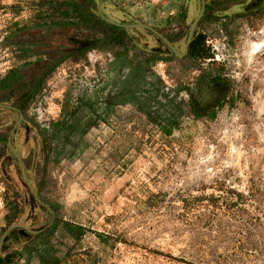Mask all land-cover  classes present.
I'll return each instance as SVG.
<instances>
[{"label": "rangeland", "instance_id": "374dc122", "mask_svg": "<svg viewBox=\"0 0 264 264\" xmlns=\"http://www.w3.org/2000/svg\"><path fill=\"white\" fill-rule=\"evenodd\" d=\"M50 1L0 0V79L20 67L19 87L62 59L22 120L18 92L5 101L0 90V134L12 133L0 158V256L264 264V49L249 45L264 32V0H206L225 10L199 27L194 58L198 0H94L92 12L139 49L167 56L147 63L130 48L80 54L86 32Z\"/></svg>", "mask_w": 264, "mask_h": 264}, {"label": "trees", "instance_id": "16d2710c", "mask_svg": "<svg viewBox=\"0 0 264 264\" xmlns=\"http://www.w3.org/2000/svg\"><path fill=\"white\" fill-rule=\"evenodd\" d=\"M48 10L51 12H57L62 15H67L73 18L75 24L80 25L81 28L86 32L81 37V41L76 42V51L83 54L88 50L102 51L105 49L121 48L127 49L130 48L133 51L135 57L142 56L145 58L143 61L151 62L155 60H160V57L151 52H144L142 49H139L132 40L128 37L126 31L120 26L114 23H108L103 21L96 14L92 12L95 10V5L92 0H86V3H77L75 1H50ZM74 25V23H67ZM69 25V26H70ZM201 40L199 38L194 42H191V46L188 49V57L194 58L197 57L199 52V43ZM146 56V57H145ZM59 59L52 65H47L40 73L32 77L30 83L19 84V87H14L15 83L22 79L20 75V67L12 69L7 72L0 79V90H7V95L4 97L5 101L11 99V95L18 92L17 97L13 100V105L21 110L25 111L29 102L32 100L34 95L40 90L41 82L44 76L52 70V68L61 61ZM27 63H23L21 67H25ZM21 88V91L19 89ZM14 253H8L2 258H0V264H11V259Z\"/></svg>", "mask_w": 264, "mask_h": 264}, {"label": "flooded vegetation", "instance_id": "af4514ba", "mask_svg": "<svg viewBox=\"0 0 264 264\" xmlns=\"http://www.w3.org/2000/svg\"><path fill=\"white\" fill-rule=\"evenodd\" d=\"M93 2H94V0H92ZM234 1H237V0H228V2L229 3H232V2H234ZM59 2V1H58ZM206 0H198V5H199V7H198V11H197V13H199V12H201V14H200V16H199V18H198V20H197V22H196V24H194V29L193 30H195V33H194V35H192L193 34V30H192V34H190V38L188 39V41H187V44H186V54H185V56H187L188 57V49H189V46H191V42H194L195 40H197L198 38H199V40H201L200 41V43H199V52H198V54H200L201 53V47H202V44H203V41H204V37H203V34L201 33V32H198V30H199V27L204 23V20H206L207 18H208V16H210V17H212V18H219L217 15H214L212 12H213V7L214 8H219V10L220 11H224L225 10V7H220L219 5L220 4H217V5H211V6H209V5H206ZM84 3H86V0L84 1ZM184 7H182L181 9H180V11H179V13L178 14H181L182 12H184ZM218 10V11H219ZM198 14H196V16H197ZM100 17V19H102L103 21H106V22H108V23H112V21H110V19L108 18V17H104V16H99ZM196 18V17H195ZM210 19V18H209ZM119 26V25H118ZM157 36L159 37V39L161 40V41H164L166 44H168V45H170V46H172L171 44H170V42H168L163 36H161L160 34H157ZM173 48V47H172ZM174 49V48H173ZM154 54H156V55H158L159 57H160V60H165L166 58H167V56H164V53L162 52V50L161 49H157L156 50V53H154ZM13 97V96H12ZM11 97V98H12ZM14 108V111L16 112V115L20 118V120H22V117H23V111H21V110H19V109H17L15 106H13ZM11 131L9 132V135H7V137L6 136H4V135H2V134H0V158L4 155V153H5V150H6V147L8 146L7 145V143H8V141L10 142V136H11ZM9 138V139H8ZM32 194H33V196L35 197V199H36V201L39 203V204H42L37 198H36V193L35 192H33L32 191ZM40 235V234H39ZM9 253H14V251H11V252H9ZM6 254H8V253H6ZM5 254V255H6ZM15 254V253H14ZM5 255H3V256H5ZM3 256H0V258H2Z\"/></svg>", "mask_w": 264, "mask_h": 264}, {"label": "bare ground", "instance_id": "6f19581e", "mask_svg": "<svg viewBox=\"0 0 264 264\" xmlns=\"http://www.w3.org/2000/svg\"><path fill=\"white\" fill-rule=\"evenodd\" d=\"M261 37L249 43L251 53L259 52L264 49V32L260 34Z\"/></svg>", "mask_w": 264, "mask_h": 264}, {"label": "water", "instance_id": "95a60500", "mask_svg": "<svg viewBox=\"0 0 264 264\" xmlns=\"http://www.w3.org/2000/svg\"><path fill=\"white\" fill-rule=\"evenodd\" d=\"M196 21V20H195ZM195 23V22H194ZM191 29H192V26H191ZM191 29H190V31H191ZM188 38H189V36H188ZM169 48H170V50H171V52L174 54V55H176V56H180L181 54H179V53H177L175 50H173L170 46H169Z\"/></svg>", "mask_w": 264, "mask_h": 264}]
</instances>
